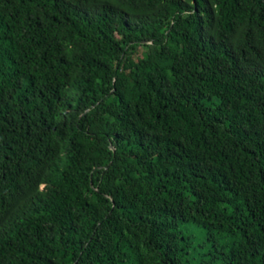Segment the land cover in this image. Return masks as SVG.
<instances>
[{"label": "trees", "instance_id": "trees-1", "mask_svg": "<svg viewBox=\"0 0 264 264\" xmlns=\"http://www.w3.org/2000/svg\"><path fill=\"white\" fill-rule=\"evenodd\" d=\"M0 264H264V0H0Z\"/></svg>", "mask_w": 264, "mask_h": 264}]
</instances>
